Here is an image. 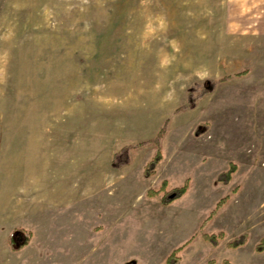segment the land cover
Returning <instances> with one entry per match:
<instances>
[{
  "label": "rangeland",
  "instance_id": "obj_1",
  "mask_svg": "<svg viewBox=\"0 0 264 264\" xmlns=\"http://www.w3.org/2000/svg\"><path fill=\"white\" fill-rule=\"evenodd\" d=\"M0 180L28 264H264V0H0Z\"/></svg>",
  "mask_w": 264,
  "mask_h": 264
},
{
  "label": "trees",
  "instance_id": "obj_2",
  "mask_svg": "<svg viewBox=\"0 0 264 264\" xmlns=\"http://www.w3.org/2000/svg\"><path fill=\"white\" fill-rule=\"evenodd\" d=\"M247 71H243L241 73H246ZM162 159V153L160 151H158L156 153V155L148 162L146 168H145V174L147 176H151L156 172V167L158 165V163L161 161ZM236 164L232 163L230 165V167L225 170L222 171L221 173L218 174V181L227 184L230 182L233 173L236 171ZM167 181H163L161 188L156 190V189H150L149 193L150 194H154L157 193L160 190H165L163 195H162V203L165 205L170 204L171 202H173L176 199L181 198L187 191L189 188V179L186 180L183 184H181L180 186H176L173 187L171 189H167ZM222 198L219 203L218 206H221L222 203L224 202V200L226 199ZM224 237V233L223 232H219L218 234L212 233V234H205V238L207 240H209L213 245L218 246L221 242V239ZM31 239V232L27 231L23 228H16L10 235V243L12 245V248L14 250H19L22 247H24L25 245H27L29 243ZM248 240V235L247 233H241L240 235L234 237L229 245L231 247L237 248L240 247L242 245H244ZM183 247L180 246L178 248H176L171 255H169V257L166 260V264H177V262L180 260V256L178 254L179 250L182 249ZM255 249L258 252H262L264 251V237L256 244ZM125 264H138L137 261L135 259L129 260L127 261ZM222 264H232V262L228 259H224Z\"/></svg>",
  "mask_w": 264,
  "mask_h": 264
},
{
  "label": "crops",
  "instance_id": "obj_3",
  "mask_svg": "<svg viewBox=\"0 0 264 264\" xmlns=\"http://www.w3.org/2000/svg\"><path fill=\"white\" fill-rule=\"evenodd\" d=\"M0 180V244L4 246L5 252L7 255L13 257L17 254L22 257L24 249L14 250L10 243V235L16 228H21L16 226L13 220L11 221V216L13 214V196L11 192V187H7V183ZM18 256H16L17 258ZM17 260V264H28V260ZM0 264H6L2 262Z\"/></svg>",
  "mask_w": 264,
  "mask_h": 264
},
{
  "label": "clouds",
  "instance_id": "obj_4",
  "mask_svg": "<svg viewBox=\"0 0 264 264\" xmlns=\"http://www.w3.org/2000/svg\"><path fill=\"white\" fill-rule=\"evenodd\" d=\"M160 63H161V66L166 65L167 63H169V57L167 55L162 56ZM169 98H170V94L166 96L164 99H169Z\"/></svg>",
  "mask_w": 264,
  "mask_h": 264
}]
</instances>
